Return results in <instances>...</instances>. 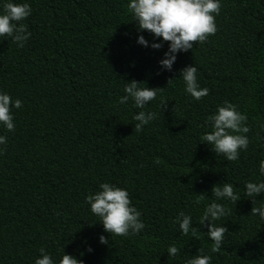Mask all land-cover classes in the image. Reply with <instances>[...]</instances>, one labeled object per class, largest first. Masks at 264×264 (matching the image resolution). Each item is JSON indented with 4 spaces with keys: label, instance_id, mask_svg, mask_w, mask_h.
Listing matches in <instances>:
<instances>
[{
    "label": "trees",
    "instance_id": "trees-1",
    "mask_svg": "<svg viewBox=\"0 0 264 264\" xmlns=\"http://www.w3.org/2000/svg\"><path fill=\"white\" fill-rule=\"evenodd\" d=\"M27 2L31 14L22 22L31 35L24 46L0 37V90L21 100L11 110L14 130L0 128L7 141L0 146V264H33L41 247L53 259L63 252L83 264H182L199 249L210 264H264V221L249 214L243 192L246 181L264 180V0H221L216 32L177 53L171 71L157 65L167 42L159 49L135 42L138 34L150 42L152 36L137 33L127 0ZM191 64L208 89L199 100L178 75ZM132 79L161 89L145 107L155 118L139 133L132 128L138 109L118 103L122 83ZM224 101L249 127L247 149L235 161L199 142L210 130L206 118ZM101 182L127 189L141 212L140 232L103 231L84 199ZM224 182L239 200L217 201L227 214L213 223L227 232L212 252L206 235L181 234L172 221L182 211L206 232L199 215L211 186ZM101 234L107 245L98 243ZM173 243L180 251L168 257Z\"/></svg>",
    "mask_w": 264,
    "mask_h": 264
},
{
    "label": "clouds",
    "instance_id": "clouds-1",
    "mask_svg": "<svg viewBox=\"0 0 264 264\" xmlns=\"http://www.w3.org/2000/svg\"><path fill=\"white\" fill-rule=\"evenodd\" d=\"M221 0H127L128 18L134 22L137 33L147 31L152 36V41L138 34L135 42L151 49H159L167 42V49L161 59L157 61L158 69L171 71L176 60L177 53H184L193 48V42H205L207 37L216 32L215 15L219 13ZM31 14V7L27 0L15 2V0H0V37H8L17 48H22L31 33L27 25L23 23ZM159 38V40H157ZM197 68L191 64L181 68L178 72L182 80L184 91L194 100H199L208 93L207 87H201L197 82ZM173 79H169L167 84ZM123 84V95L118 99L119 104L131 101L133 107L138 109L133 115L135 122L132 128L137 133L143 130V126L155 118V113L145 111L146 105L154 100L161 89L150 88L144 82L132 79ZM166 102L161 100V109ZM21 107L19 98H12L6 91L0 90V128L11 132L14 130L12 109ZM174 107V105H173ZM247 117L239 111L234 104L224 101L217 105L215 112L206 118V124L210 130L199 136V142L209 146L216 155H223L228 161L238 159L239 153L247 149L249 127ZM264 128V124L261 125ZM264 140V137H260ZM6 136L0 134V146L6 144ZM3 148L0 147V152ZM260 176H264V159L258 164ZM212 199L204 205L199 215V225H206V232L201 233L193 224L190 214L178 212L173 219V224L178 225L181 234L199 239L203 234L211 241L212 252L221 248L226 228L216 225V221L227 214L225 205L218 203L226 200L235 203L239 200V193L233 190L231 183L213 184L210 188ZM243 192L251 199L250 213L264 221V200L257 201L256 196L264 193V180L246 181ZM199 200H206L203 193L197 194ZM85 202L89 205L90 212L99 218V223L105 233L115 236L135 235L144 228L141 220V212L131 205L126 188L118 187L108 182H101L98 190L87 194ZM256 205V206H252ZM58 213L54 212V215ZM98 243L108 244L104 235H99ZM39 255L34 258L33 264H83L69 254L59 255L53 259L52 255L43 247L38 250ZM87 251H91L90 248ZM180 250L173 243L167 246L165 253L168 257H175ZM211 257L198 250V254L189 255L182 264H210Z\"/></svg>",
    "mask_w": 264,
    "mask_h": 264
}]
</instances>
